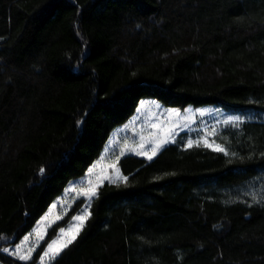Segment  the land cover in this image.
<instances>
[{
	"label": "trees",
	"instance_id": "obj_1",
	"mask_svg": "<svg viewBox=\"0 0 264 264\" xmlns=\"http://www.w3.org/2000/svg\"><path fill=\"white\" fill-rule=\"evenodd\" d=\"M145 99L256 118L120 158L54 264H264V0H0V262Z\"/></svg>",
	"mask_w": 264,
	"mask_h": 264
},
{
	"label": "rangeland",
	"instance_id": "obj_2",
	"mask_svg": "<svg viewBox=\"0 0 264 264\" xmlns=\"http://www.w3.org/2000/svg\"><path fill=\"white\" fill-rule=\"evenodd\" d=\"M142 103L145 104L146 107L141 108ZM141 104L128 123L113 131L101 157L91 166L87 174L83 178L73 181L68 186L66 192L52 203L49 210L30 232L33 233V235L30 237L25 247L36 243L37 237L34 234L36 230H39L44 235V239L39 242L40 247L48 231L56 223L64 219L73 205L79 200L87 199L82 209L74 216L76 217L84 214L87 208V218L83 221V226L79 229L80 233L90 216V205L95 197L93 196L89 199L83 194L84 190L90 187H95L97 190L105 181H124L122 179L124 176L118 165L120 158L123 156L132 154L147 158L146 155L137 154V152H147L151 155V149L156 144H159L165 139L169 141L174 140L176 142L179 138L186 143L187 147H189V140L193 141L192 146H197L195 142L200 141L198 146H204L214 150L215 145H220L225 149V152H227V148L217 141V137L224 127L228 124H238L256 118V113L251 115H239L214 105L202 107L189 106L185 110H178L164 107L153 99H145ZM170 131L172 132L171 135L169 134ZM205 140L212 146H205ZM175 142L164 144L163 147H160L156 151L155 155H152V159H154L164 147ZM141 144L144 145L143 148L140 147ZM110 165H115V168L110 167ZM251 190L254 191V188H251ZM45 217H47V219H45ZM80 223V221L72 219L64 229L69 230L70 228L78 227ZM59 236L60 232L56 238ZM21 242L19 244H21ZM17 245L7 248L12 249ZM39 247L33 253V256ZM31 260L27 263H30Z\"/></svg>",
	"mask_w": 264,
	"mask_h": 264
},
{
	"label": "snow or ice",
	"instance_id": "obj_3",
	"mask_svg": "<svg viewBox=\"0 0 264 264\" xmlns=\"http://www.w3.org/2000/svg\"><path fill=\"white\" fill-rule=\"evenodd\" d=\"M144 107H146V105L142 103L141 108H144ZM173 111H175V110H173ZM169 134L171 135L172 132L170 131ZM169 142H175V141L174 140L169 141V140L165 139L162 142H160L159 144H156L151 149V155H149L147 152H137V154L146 155L148 159H152V155H155L156 151L160 147H163L164 144H167ZM195 143L198 146L200 141H196ZM204 143H205V146H209V147L212 146L211 144H209L207 142V140H205ZM192 144H193V141L189 140L188 146L191 147ZM140 147L143 148L144 145L141 144ZM214 150L220 151V152H225V149L220 145H215ZM110 167L115 168V165H110ZM41 172H43V169H41ZM122 179L126 182L128 178L122 177ZM83 194L85 196H87L89 199H91V197L97 195L96 188L90 187L87 190H84ZM86 218H87V208L85 209L84 214H82L80 216H76L73 218V219L81 222L78 227L70 228L69 230H65V229L61 228L60 229V236L57 237L56 239L51 240L46 245L45 249L42 250V254L39 256L40 264H54L56 257H58L60 255V253L65 248H67L69 244H71L75 240L76 235H78L79 229H80V227L83 226V221ZM45 219H47V217H45ZM34 234L37 237V241L35 244L28 246V247H25V245L29 241L30 237L33 235V233H30L28 236H25L23 238V241L21 242V244L17 245L15 248H12V249L3 248L2 251L6 252L10 255L15 256L17 259H19L20 261H23V262H25V264H27V262L32 259L33 253L39 247V242L44 239V235L39 230H36V232Z\"/></svg>",
	"mask_w": 264,
	"mask_h": 264
},
{
	"label": "water",
	"instance_id": "obj_4",
	"mask_svg": "<svg viewBox=\"0 0 264 264\" xmlns=\"http://www.w3.org/2000/svg\"><path fill=\"white\" fill-rule=\"evenodd\" d=\"M0 264H3L2 262H0Z\"/></svg>",
	"mask_w": 264,
	"mask_h": 264
}]
</instances>
